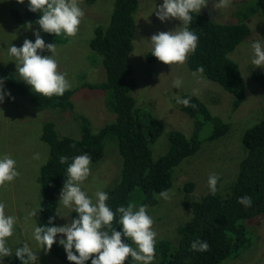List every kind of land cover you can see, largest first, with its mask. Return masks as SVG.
Masks as SVG:
<instances>
[{
	"label": "rangeland",
	"instance_id": "1",
	"mask_svg": "<svg viewBox=\"0 0 264 264\" xmlns=\"http://www.w3.org/2000/svg\"><path fill=\"white\" fill-rule=\"evenodd\" d=\"M11 2V0L0 1V70L2 73L6 71L17 81L24 83L16 75L15 62L9 61L6 47L12 37L17 38L20 35L19 38L21 37L22 40L24 38L34 40V37L31 29L24 31L21 28L20 31H16V22L9 13ZM78 2L84 11L79 31L73 37H66L64 41L55 43L58 70L66 74L70 83L69 89L85 84L103 83L107 76L103 57L92 51L88 43L92 36L94 37L97 26H106L109 23L114 0H78ZM161 2L162 0H141L136 17L137 25L139 24L137 38L131 56L133 74L135 73L133 77L135 82L140 81V84L133 88L132 95L137 100V105L142 106L141 111L158 119L165 126L164 132L153 146V158H160L166 152L170 132L180 131L189 138L193 135L194 119L181 111V104L175 103L176 96L182 97L184 94L197 96L204 101L214 116L222 118L232 126L227 135L215 141H204L195 155L184 159L174 169V184L168 192L169 198L165 200L159 197L158 203L151 206L154 213L151 216L152 227L157 233L156 239L167 238L177 246L180 240L178 229L190 220L191 211L187 210L185 202L189 199L198 200L207 193L209 174L217 175L216 192L224 197L231 194L230 189L237 180L240 164L246 154L241 140L242 134L256 123L257 117L261 115L264 101V86L252 77L253 71H264V67L254 68L251 65L249 60L251 53L248 48L251 40H264L262 37L264 16L259 13L250 21L251 35L230 54V58L239 65L243 73L246 88L244 102L235 112H231L234 96L217 82L207 80L202 73L197 74L199 79L194 77L192 75L194 70L187 65L188 57L184 64L172 66L152 58L150 45L146 39L157 31L171 30L180 23L175 19L161 23L154 13L151 14L155 4ZM14 3L18 8L24 6L16 0ZM250 5L254 6L253 0H230L227 7L215 9L213 0H209L199 13L214 22L234 23L238 22L234 12L240 8H248ZM41 36L46 43H54L43 34ZM18 43L13 45L19 47ZM42 54L50 55L47 50ZM139 74L142 77L138 78ZM175 77L182 79L179 89L172 86ZM3 82L4 88L15 99L9 100L6 96L4 103L0 104V153H8L17 161L19 176L6 187H0L2 197L0 202L5 203L18 218L15 239L10 240V247H15L17 240L30 237L32 226L38 218V214L32 218L28 217L27 213L38 206L40 185L37 179L40 164L44 156L47 157L49 154V146L41 140L43 126L53 122L59 133L74 138L80 137V129L78 121L71 112L58 109L40 110L33 107L30 101L23 99L18 91L9 87L4 77ZM105 92L83 87L71 98L74 112L86 117L94 132L116 120V115L106 105ZM142 119L147 121L146 116ZM211 133V125L203 123L199 138L203 140ZM34 153H39L40 159H33ZM122 164L123 158L116 144H106L103 158L91 162L90 175L84 181L83 187L89 195L97 188L108 192L120 181ZM190 182L193 184V189L186 190V184ZM62 211L65 215L62 217V222L66 223L72 212L68 209ZM156 217L160 220H156ZM246 224L247 247L222 264H264V214L254 220L246 221ZM31 243L34 250L39 251L35 248V242ZM38 257L39 264H61L58 257L52 255L50 250L45 253L41 249ZM157 263L158 255L155 253L153 264Z\"/></svg>",
	"mask_w": 264,
	"mask_h": 264
},
{
	"label": "trees",
	"instance_id": "2",
	"mask_svg": "<svg viewBox=\"0 0 264 264\" xmlns=\"http://www.w3.org/2000/svg\"><path fill=\"white\" fill-rule=\"evenodd\" d=\"M11 1L9 13L16 22V31H20L21 28L25 31V25L28 23H31L34 29L38 28L35 21L40 15L39 11L35 13L28 11L26 4H21L24 6L18 8L15 0ZM253 2L254 6L242 9L239 7L240 9L234 12L238 22L218 23L198 13L189 26L196 33L198 43L195 52L188 55L187 65L193 70L202 66V75L207 80L217 82L234 96L231 112H235L244 102L246 88L243 73L239 65L230 58V54L251 35L250 21L259 13L264 16V0ZM140 3L141 0H114L109 23L106 26H97L94 37L89 40L90 49L103 57L107 73L106 81L103 83L85 84L68 89L62 96L43 97L32 93L28 85L0 70V76L7 80L9 87L18 91L33 107L40 110L69 111L78 121L80 129V137L74 138L59 133L53 122L43 126L41 140L49 146V154L41 160L37 179L40 185L38 206L41 204L38 225L45 224L50 216L54 217V224H64L62 217L55 216L58 193L65 179L66 168V164L59 163L60 155L71 158L87 153L91 157V162H96L103 158L106 144L115 143L123 158L122 172L120 181L107 192L109 198L106 203L113 210L122 204L126 206L128 202L145 204L146 211L153 216L151 206L158 203V193L161 190L169 192L173 187L174 169L184 159L195 155L204 141L218 140L231 130V124L214 116L204 101L195 95L184 94L181 98L188 97L190 105L185 107L181 104L180 109L194 119L193 135L189 138L180 131L170 132L166 152L160 158H153V146L164 132L165 126L158 119L141 111L142 106L137 105V100L132 95L135 85L140 84V81L135 82L133 77L135 73L133 74L131 58L137 38L139 24L137 25L136 17ZM40 34L54 43L66 39L64 36L56 37L54 34L43 32ZM19 36L12 37L10 43L19 42L21 45L25 38L22 40ZM262 37L264 39V32ZM152 58L155 59L154 56ZM148 59L151 60L150 57ZM137 77L140 78L142 75L139 74ZM252 77L264 86V71L255 70ZM83 87L106 91L104 93L106 105L116 115L114 122L105 124L97 132L91 129L86 117L74 112L71 98ZM145 116L147 121L142 119ZM203 123L211 125L212 133L202 140L199 133ZM241 140L246 154L240 164L237 180L230 189L231 194L224 197L217 192L212 194L208 190L198 200H187L185 206L191 211L190 220L178 229L180 236L178 245L174 246L167 238L156 239L154 247L158 255L157 264H222L247 247L246 221L264 214V101L261 115L251 128L244 131ZM192 189L191 182L186 184V190ZM243 195L251 197V206L245 207L237 202V197ZM75 215L71 213L69 220ZM156 220L160 219L156 217ZM113 226L119 230L115 218ZM197 237L208 242L209 247L206 251L190 249V242ZM50 252L58 257L61 264H73L66 260L62 246L54 243ZM4 264H20V261L13 255L11 258L5 257ZM85 264H90V259ZM125 264L134 262L126 260Z\"/></svg>",
	"mask_w": 264,
	"mask_h": 264
},
{
	"label": "clouds",
	"instance_id": "3",
	"mask_svg": "<svg viewBox=\"0 0 264 264\" xmlns=\"http://www.w3.org/2000/svg\"><path fill=\"white\" fill-rule=\"evenodd\" d=\"M26 4L28 11L40 15L33 29L31 23L25 25V30H32L34 40L25 38L17 47L8 44L6 52L9 61L15 62L16 75L19 80L30 86V91L38 96H62L70 88L66 74L58 70L55 43H46L41 32L54 34L56 37H73L79 31V25L84 17V11L78 0H16ZM209 3V0H162L155 4V14L161 23L178 20L175 28L167 31H157L146 41L150 45V54L158 61L167 65H182L188 55L194 53L198 37L189 27L193 18ZM230 0H213V8L223 9ZM144 40V39H141ZM250 63L255 67H264V40L254 39L248 43ZM47 50L50 55H43ZM203 67L198 66L192 75L199 79L198 73ZM182 84L180 77L172 80V86L179 89ZM15 98L4 88L3 78H0V104L5 97ZM176 104L185 107L190 105L188 97H175ZM195 107V105H191ZM33 159H40L39 153L33 154ZM70 161V162H69ZM59 163L66 164L64 182L58 193L55 216L65 217L63 209L71 210L76 215L63 225L53 223L54 217H48L43 225L37 222L32 226L30 237L17 240L15 247H10V240L15 239L18 228L17 216L0 202V264L4 258L13 255L20 264H39L38 253L42 249L47 253L56 243L62 246L66 260L73 264H125L126 260L134 264H153L155 259V244L157 233L154 231L152 217L146 211L147 205L128 202L119 205L114 210L106 203L108 193L97 188L89 195L83 187L84 181L90 175L91 157L81 153L71 158L60 155ZM17 161L8 153H0V187L7 186L19 176ZM218 177L209 174L207 186L210 193L217 191ZM158 196L168 199L167 190H161ZM237 202L245 207L252 204L248 195L237 197ZM41 204L27 213L28 217H36ZM115 224L119 226H113ZM58 234H62L59 235ZM32 241L35 242L34 250ZM129 241L131 243H129ZM190 249L204 252L209 245L206 240L198 237L190 242Z\"/></svg>",
	"mask_w": 264,
	"mask_h": 264
},
{
	"label": "bare ground",
	"instance_id": "4",
	"mask_svg": "<svg viewBox=\"0 0 264 264\" xmlns=\"http://www.w3.org/2000/svg\"><path fill=\"white\" fill-rule=\"evenodd\" d=\"M223 214V213H222ZM219 215V214H218ZM202 217V216H201ZM239 221V220H238ZM240 223V222H239ZM188 229V228H187ZM187 232V231H186Z\"/></svg>",
	"mask_w": 264,
	"mask_h": 264
}]
</instances>
